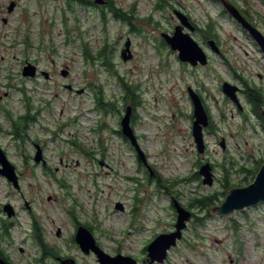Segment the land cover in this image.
Here are the masks:
<instances>
[{
	"label": "rangeland",
	"instance_id": "1",
	"mask_svg": "<svg viewBox=\"0 0 264 264\" xmlns=\"http://www.w3.org/2000/svg\"><path fill=\"white\" fill-rule=\"evenodd\" d=\"M12 1L16 6L10 12ZM231 1L264 33V0ZM114 2L123 12L132 11V23L73 0H0V146L16 165L21 183L18 190L0 175V229L3 221L14 222L12 242L2 239V248L16 264L32 262L40 251L34 218L44 241L75 256L77 264L99 262L71 241L76 221L90 224L105 250L139 264H264V204L231 218L208 216V208L189 205L192 198L210 194L220 204L227 183L242 187L255 178L248 169L264 159V125L243 89L247 82L264 90V53L217 0ZM174 9L197 27L216 23L220 53L200 31L192 33L210 57L207 66L180 61L178 51L163 43L161 34H172L179 24ZM128 39L132 58L123 60ZM84 44L95 54L106 45L114 71L86 57ZM26 61L52 78L23 77ZM61 68L69 70L68 76ZM120 77L137 87L141 100L131 124L146 163L118 133L130 105L123 103ZM225 81L241 88L242 109L223 92ZM68 84L84 91L70 90ZM189 87L210 113L203 153L193 136ZM96 90L113 100L115 112L105 115L96 108ZM27 105L35 120L26 139L16 140L8 114L17 119ZM35 144L42 147L45 163L34 161ZM206 162L213 168L212 185L196 176ZM174 200L193 216L168 258L149 263L148 244L175 229ZM7 203L16 210L11 219L3 211ZM119 203L123 209L116 207Z\"/></svg>",
	"mask_w": 264,
	"mask_h": 264
},
{
	"label": "water",
	"instance_id": "2",
	"mask_svg": "<svg viewBox=\"0 0 264 264\" xmlns=\"http://www.w3.org/2000/svg\"><path fill=\"white\" fill-rule=\"evenodd\" d=\"M97 3H102L103 0H95ZM223 9L234 18L240 26L245 30L249 36L258 45L260 50L264 53V33L248 20L240 11V9L231 0H217ZM14 3L9 5V10L12 11ZM174 14L179 19V24L175 27L172 34L163 32L161 34L165 42L171 47L172 50L178 51V57L180 61L190 64L192 67L207 66L209 63L208 53L204 47L193 37L192 33L195 32L196 27L190 21L189 16L184 12L176 9ZM187 29V31H186ZM208 44L212 50L220 53V47L215 39H210ZM130 39L125 42V47L122 50L121 56L123 60L132 58ZM36 64L26 61V64L22 68L23 77L35 78L40 73L37 71ZM42 75L47 78L50 76L48 71H42ZM68 72L62 70V75L67 76ZM68 88L72 86L68 85ZM222 90L233 100L240 109L238 93L241 88L228 81L222 84ZM84 89L78 90V93H82ZM189 94L193 103V136L198 147V151L203 153L205 150L204 140V128H207L210 124L209 113L203 103L201 96L192 89L188 88ZM264 116V110H261ZM133 109L131 105H128L125 109L124 115L121 119V131L125 137L128 138L131 145L135 148L141 161L146 163L145 154L143 153L138 138L132 127ZM222 147H225V143L221 142ZM36 153L34 161L36 163H44V156L42 147L39 144H35ZM212 165L206 162L199 168V174L202 177L204 184L212 185L214 183V173L212 171ZM0 175L5 177L12 186L18 190L21 189L20 176L16 165L9 159L6 151L0 146ZM264 204V163L259 168L253 182L242 187H232L227 190L224 200L220 204H212L209 206V212L213 216L215 214L225 218H231L233 214L240 211H245L254 206ZM173 206L177 213L175 229L170 232H165L157 235L147 246L148 262H164L168 258L169 250L175 247L179 240L183 237V231L188 225V221L191 220L193 213L186 209L177 200L173 201ZM117 208L123 209V206L119 203ZM3 210L8 218H12L16 214L14 206L7 203L3 206ZM75 241L80 246L84 253L94 251L98 256L99 264H139L137 260L131 256L124 254H117L115 256L110 255L104 251L96 242V238L92 231L87 227L81 225L78 227L75 234ZM73 261V260H72ZM0 264H8L5 260L0 259ZM72 264H75L74 261Z\"/></svg>",
	"mask_w": 264,
	"mask_h": 264
},
{
	"label": "trees",
	"instance_id": "3",
	"mask_svg": "<svg viewBox=\"0 0 264 264\" xmlns=\"http://www.w3.org/2000/svg\"><path fill=\"white\" fill-rule=\"evenodd\" d=\"M74 2H80V3H85V4H90L92 0H73ZM236 6V2H233ZM158 6L161 7V4L158 3ZM111 11L116 17H121L122 20H124L127 16L125 15V12L119 7L116 6L114 0H111ZM157 7V6H156ZM242 14L251 21V18L248 16V14L241 9L239 6H237ZM158 8V7H157ZM104 17V16H103ZM201 32L203 36V40L207 41L208 39H216L217 34H216V23L214 21H209L206 26L204 27H198L197 32ZM163 43H165V40L163 39ZM83 52L86 57H91L94 60H100V63H103L106 67H109L113 70V61H112V55L108 54L107 51V46L104 45L102 49L98 52L93 53V51L90 49V47L87 44L83 45ZM119 82L121 84V87L123 89V103L124 104H130L132 106L133 112L134 110L141 105V100L139 98V94L137 93V87L130 84L128 81H125L122 77L119 78ZM245 88L243 89V93L245 94L246 98L250 102L252 109L256 112L257 115L261 118V121L264 125V116L261 113V106L264 105V90L256 85V84H249L247 82ZM97 92L95 93V106L96 108L101 111L103 114L107 115L110 112H115L114 108V103L113 100L106 98L103 90H96ZM128 106V105H127ZM126 106V107H127ZM27 112L25 114L20 115L17 119H15L11 113L8 114L11 122H12V129L10 130L13 133V136L16 140H22L24 141L26 139V134L28 132V129L30 127V123L35 120L34 116L30 115V107L27 105ZM207 109V107H206ZM208 111V109H207ZM209 113V111H208ZM210 114V113H209ZM133 116V114H132ZM134 118V117H133ZM118 133L121 136H124L121 129L118 130ZM125 139L128 140L127 137L124 136ZM79 148H82L84 152L86 151L82 145H79ZM87 152V151H86ZM264 163V159L259 161V165L255 167V169H248V171L254 173L255 175L257 174L259 168L261 165ZM196 176L199 177V172L196 173ZM233 185H229L227 183L225 185L226 189H229ZM227 191H223L221 194L224 196L226 195ZM217 198L216 194H210L207 196H198L192 198L191 202L189 203L190 206H196L200 208H208V213L207 215L209 216V206L212 204H215V199ZM13 225L12 222H5L3 225L6 230L9 232V228ZM39 234V233H38Z\"/></svg>",
	"mask_w": 264,
	"mask_h": 264
},
{
	"label": "flooded vegetation",
	"instance_id": "4",
	"mask_svg": "<svg viewBox=\"0 0 264 264\" xmlns=\"http://www.w3.org/2000/svg\"><path fill=\"white\" fill-rule=\"evenodd\" d=\"M13 3H14V8H15V6H16V2L15 1H12ZM11 2V3H12ZM10 3V4H11ZM80 3V2H79ZM80 4H82V5H84V6H88V7H94V8H96V9H99V10H101V12L102 13H104V12H106L107 10H109L111 13H113L112 11H111V7H110V4H111V0H103V2L102 3H97L95 0H92V2L90 3V4H85V3H80ZM14 8H13V10H14ZM12 10V11H13ZM174 10H176V9H174ZM179 10V9H178ZM8 11H10L9 10V6H8ZM11 12V11H10ZM125 15L127 16L126 18H125V21H129V23H132V18H133V14H132V11H130V13L128 14V13H126L125 12ZM114 17L116 18V16L114 15ZM117 19H119V20H121L122 18L121 17H117ZM189 19H190V21L195 25V22L194 21H192L191 20V18L189 17ZM176 27V26H175ZM195 27H196V32L198 31V27H197V25H195ZM208 41H209V39L206 41L207 42V44H208ZM209 45V44H208ZM210 58V57H209ZM37 65V64H36ZM37 67H38V65H37ZM62 70H65V71H67L68 72V74H69V70L68 69H66V68H61V73H62ZM38 72H40V74L42 75V71H45V70H42V69H40L39 67H38V70H37ZM49 72V71H48ZM50 73V72H49ZM68 74H67V76H68ZM43 76V75H42ZM44 77V76H43ZM50 78H52V76H51V73H50V76L49 77H47L46 79H50ZM68 85H70V86H72L71 84H68ZM67 85V86H68ZM68 88V87H67ZM70 90H73L74 88H73V86H72V88H69ZM80 90V89H79ZM73 91H76V92H78V89H74ZM45 163V162H44ZM4 211V210H3ZM16 216H17V214H15ZM14 217V216H13ZM12 217V218H13ZM11 219V218H10ZM33 220H34V231H33V233L34 234H36L35 236H34V239L36 240V242H37V244H38V246H39V249H40V251H39V253H38V256H36L34 259H33V261L32 262H29L28 264H72V262L74 261V263L75 264H77V259L75 258V256H73V255H70V254H68V253H60V251H59V247H57V246H51L50 244H48L47 242H46V240L44 241V238H43V235H40L42 232H40L41 231V226L38 224V222L33 218ZM5 222H12V223H14L13 221H3V223L5 224ZM3 224V225H4ZM81 225H83V226H85V227H87L88 229H90L91 231H93V228H92V226L90 225V224H81V223H79L78 221H76V231H77V229H78V227L79 226H81ZM12 227V226H11ZM11 227L9 228V232H8V230H6L5 228H4V226H3V228L2 229H0V259H3V260H5L8 264H16V261H15V259L10 255V254H8V253H6L5 252V250L2 248V239H8V241H9V243H11L12 242V240L10 239V229H11ZM40 230V231H39ZM38 231H39V234H38ZM61 233H62V230L61 229H58L57 230V232H56V234H57V236H61ZM93 233V232H92ZM75 234L76 233H74L73 234V236L71 237V241L72 242H75L76 244H77V242L75 241ZM95 236V235H94ZM96 238V237H95ZM96 242H97V244L104 250V251H106L107 253H109L110 255H112V256H115V255H117V254H120L119 253V251H115V252H108L107 250H105L104 249V247L102 246V244L96 239ZM77 246H78V248L80 249V251H81V253L83 252L82 250H81V248H80V246L77 244ZM19 251L22 253L23 251H24V248L23 247H19ZM84 253V252H83ZM84 254H86V255H93V256H95V257H97V259H98V256H97V254L94 252V251H91V252H89V253H84ZM73 260V261H72Z\"/></svg>",
	"mask_w": 264,
	"mask_h": 264
}]
</instances>
